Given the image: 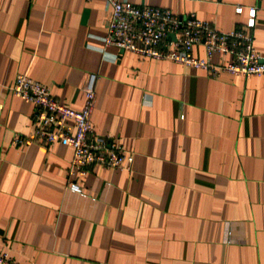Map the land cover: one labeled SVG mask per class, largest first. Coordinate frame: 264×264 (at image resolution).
I'll use <instances>...</instances> for the list:
<instances>
[{"label":"crops","instance_id":"obj_1","mask_svg":"<svg viewBox=\"0 0 264 264\" xmlns=\"http://www.w3.org/2000/svg\"><path fill=\"white\" fill-rule=\"evenodd\" d=\"M247 31L264 61V0H117ZM239 6V15L234 8ZM104 0H0V255L16 264H264V76L211 78L104 47ZM192 56L203 59L200 47ZM229 56L215 54L214 64ZM96 74L94 135L122 168L91 166L66 189L71 150L22 141L25 75L78 111Z\"/></svg>","mask_w":264,"mask_h":264},{"label":"built area","instance_id":"obj_2","mask_svg":"<svg viewBox=\"0 0 264 264\" xmlns=\"http://www.w3.org/2000/svg\"><path fill=\"white\" fill-rule=\"evenodd\" d=\"M108 13L104 47L135 54L141 58L169 61L187 68L201 70L211 78L220 74L241 77L264 76V61L252 47L250 31L254 26L255 9L248 8L245 28L247 31L217 32L207 23L197 20L194 14L183 17L153 8L138 7L127 2L104 0ZM242 8L236 6L239 15ZM200 47L204 58L192 56V48ZM230 57L226 64L211 62L213 55ZM96 74H87L82 86L83 103L80 110L69 109L53 99L47 88L25 75H17L5 88L6 91L32 107L31 132L22 141L37 142L43 146L62 143L71 150L66 170V189L81 195L76 180L85 176L91 166L108 170L122 168L121 147L107 138L94 135L90 116L95 103ZM0 264H16L0 255Z\"/></svg>","mask_w":264,"mask_h":264}]
</instances>
